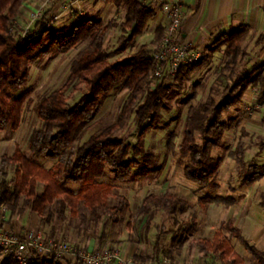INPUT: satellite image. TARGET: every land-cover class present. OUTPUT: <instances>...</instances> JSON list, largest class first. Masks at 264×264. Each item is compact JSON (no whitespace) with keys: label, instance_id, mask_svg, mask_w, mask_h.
Wrapping results in <instances>:
<instances>
[{"label":"trees","instance_id":"obj_1","mask_svg":"<svg viewBox=\"0 0 264 264\" xmlns=\"http://www.w3.org/2000/svg\"><path fill=\"white\" fill-rule=\"evenodd\" d=\"M23 1L0 0V132L6 129L16 131L20 126L28 94L13 98L12 92L26 86L30 65L45 58L64 55L81 43L87 45L72 62L66 83L36 103L34 113L41 127L28 137L29 156L17 147L10 156H0V205L12 215H22L27 209L38 216H42L49 206H56L54 210L58 219L65 220L64 209L68 208L69 216L74 218L79 215L81 204L95 220L107 217L97 240L99 248L106 240L107 226L129 209L127 200L113 194V187L100 179L109 172L114 182L124 184L154 179L162 170V166L157 165V158L144 149V137L157 124L161 112L171 111L169 98L172 85L158 81L153 75L155 63L149 58L151 52L147 45H141L123 61L109 62L111 57L123 53L136 37L143 34L146 25L155 16V10L141 0H95L125 10L121 29L129 33L113 51L106 52L103 43L109 31L117 26L114 19L104 24L99 17L78 18L69 26L53 29L43 26L44 15L23 38L14 30ZM164 30L163 27L155 29L150 46L160 41ZM251 33L249 26L240 25L218 35L206 46L196 64L181 67L175 75L176 85L182 87L186 78L210 63L213 54L223 55V64L219 69V75L227 80L222 90L223 99L211 97L207 102L188 108L178 146L173 132L166 136V151L174 153L177 146L183 178L193 185L209 190L218 188L212 178L222 163V157L213 155V151L220 146L224 133L234 127L232 118L222 119L223 113L237 108L250 88L257 89L256 104L264 105V64L242 74L250 58L243 45ZM261 42L262 36L258 35L254 46L259 47ZM76 81L84 85V93L78 102L70 105L65 93ZM118 86L129 94L116 122L77 144L84 128L99 113L102 101ZM129 114H133V121L140 128L138 140L132 147L123 138L115 136L127 122ZM146 120H149L148 124H145ZM261 125L264 128V115ZM256 146L258 154H264V135ZM130 150L132 158H128ZM246 151L247 146L239 139L228 157L240 169L247 167L242 183L249 186L264 178V163L247 165ZM39 159L54 164L46 169L37 162ZM9 167L14 169L11 182L6 180ZM38 185H42L40 192L37 191ZM66 185H75L77 189L72 191ZM197 203L200 208L209 204L230 206L234 199L205 195ZM261 204L264 206V197ZM188 205L187 200L177 194H149L142 201L138 214L146 218L144 227L147 230L157 210L161 209L166 216L175 218ZM194 225L171 238L173 250L168 252L169 255H181L186 233ZM164 233L162 228H158L150 257L134 255L132 259L159 264ZM232 239L243 246L256 264H264V251L246 240L231 221L216 230L211 238H197L192 245L200 254L212 256L219 264H244L231 245ZM0 264L18 263L11 257L4 258L0 251ZM26 264L60 263L56 259L34 258Z\"/></svg>","mask_w":264,"mask_h":264},{"label":"rangeland","instance_id":"obj_2","mask_svg":"<svg viewBox=\"0 0 264 264\" xmlns=\"http://www.w3.org/2000/svg\"><path fill=\"white\" fill-rule=\"evenodd\" d=\"M62 1L24 0L17 14L14 30L24 38L27 36V32L32 30L44 15L43 26L53 29L69 26L78 18L99 17L104 24L108 20L114 19L117 26L109 31L103 43L106 52L113 51L120 40L129 33L121 29L125 13L122 7L106 4L96 5V1L86 0L77 7L72 6L66 9L69 5L67 2ZM64 8L65 10H63ZM37 12L40 16L37 19H32V14ZM148 24L143 34L136 37L129 48L123 53L111 57L109 62L127 59L141 45H147L148 50H151L150 42L153 34ZM251 34L243 45L250 55L243 69L244 75L264 63V55L260 54L259 47L254 46L256 34ZM86 45L87 43H81L64 55L45 58L30 65L26 86L12 92L13 98H18L23 93L28 94L20 126L16 131L6 129L0 132V156H10L16 147L29 156L27 153L28 137L32 131L41 127V123L34 113L36 103L66 83L70 75L72 62ZM222 64V53H215L210 63L186 78L182 87L176 85L175 77L163 81L165 84L172 85V94L169 98L171 111L161 112L157 124L144 137V149L157 158V165L162 166V170L154 179L146 178L124 184L114 182L109 172L106 173L104 178L100 179L101 182L108 183L113 187V194L123 196L129 204V209L120 214L116 222H111L107 226V237L102 244L104 245L103 249L116 250L125 258H129L127 255L131 252L133 256L150 257L157 230L162 228L165 233L161 237L159 263L219 264L212 256L200 254L197 248L192 245V242L197 238H211L216 230L221 228L227 221H231L235 227L240 229L246 240L259 250L264 251V206L261 204V199L264 197V178L249 186L243 184L242 179L247 172V167L240 169L228 157V153L234 149L237 141L241 139L247 146L245 154L247 165L264 163V154H258L256 146L259 138L264 135V128L261 125L264 105L256 104V88L247 90V96L242 97L237 108H231L223 113L222 119L232 118L234 127L224 133L220 146L213 151V155L222 157V163L212 178L218 188L209 190L202 186L193 185L187 182L182 175V165L177 146L182 139L187 110L190 106L207 102L211 97H215L216 100L223 99L222 90L227 84V80L219 75ZM83 93L84 85L76 81L67 88L65 96L68 103L73 105L79 101ZM128 94V91L122 87H116L102 101L99 113L94 121L84 128L76 143L80 144L89 136L101 132L105 126L115 123L119 110L127 101ZM183 100H187V102L183 103ZM148 123L149 120H146L145 124ZM139 132L140 128L133 121V114H129L127 122L115 136L123 138L132 147L138 140ZM170 132L176 135L177 146L174 153H168L165 149L166 136ZM128 158H132L131 150ZM37 162L46 169L54 164L51 161L40 159ZM6 175V180L11 182L14 179V169L12 167L7 168ZM66 187L72 191L77 189L75 185H66ZM41 190L42 185H38L37 191L40 192ZM165 193L182 196L187 200L188 208L175 218L166 216L161 209L157 210L149 229L146 230L144 227L146 218H142L138 214L142 201L149 194L161 195ZM205 195L230 196L234 199V203L230 206L209 204L205 208H200L197 200ZM110 203H113V199H110ZM20 205L22 206L21 203ZM55 208L56 206H49L42 216H38L27 209L22 215H12L5 210L2 223L5 221L3 223L5 226L14 225L20 228L21 231L17 229L18 231L14 232L17 235H24L26 232L33 230L41 232L46 240L66 242L77 249L102 250H89V248L96 247L107 217L95 220L93 214L80 204L77 217H70L68 208H65L64 215L66 218L65 220H59ZM175 220L176 224L174 223ZM192 224L195 225L186 233V241L181 255H169L168 252L173 250L171 238L174 235H179L181 231L188 230ZM231 243L234 251L242 257L244 264H256L244 251L242 245L235 240H231ZM3 257L7 258L5 255Z\"/></svg>","mask_w":264,"mask_h":264},{"label":"built area","instance_id":"obj_3","mask_svg":"<svg viewBox=\"0 0 264 264\" xmlns=\"http://www.w3.org/2000/svg\"><path fill=\"white\" fill-rule=\"evenodd\" d=\"M161 12L167 18V24L160 41L150 50L149 58L155 63L153 75L159 81L171 80L181 67L196 64L201 53L192 44L182 41L181 5L178 1L164 3ZM40 14H32L37 19ZM5 207L0 205V251L18 264H26L34 258L56 259L61 264H152L125 258L116 250L102 249L87 251L77 249L66 242L46 240L41 232L30 230L17 235L2 223ZM162 264V263H159Z\"/></svg>","mask_w":264,"mask_h":264},{"label":"crops","instance_id":"obj_4","mask_svg":"<svg viewBox=\"0 0 264 264\" xmlns=\"http://www.w3.org/2000/svg\"><path fill=\"white\" fill-rule=\"evenodd\" d=\"M84 1L86 0H63L62 2H67V4L69 5L66 7L67 9L68 7H72V6L77 7L80 4H82ZM93 1L95 2V0ZM141 1L145 5L152 6L155 10L154 18L148 22L149 23L148 25L152 30V34L154 33L157 27H163L164 29L166 27L167 18L161 12L162 4L178 1L181 5V12L183 17L182 26L180 29V38L182 41L189 42L190 44H192L193 48L196 51L202 53L212 39H214L220 34L227 33L231 28L240 25H247L251 28L252 33L256 34V37L258 35L262 36V42L259 46V51L261 55H264V0H141ZM100 4L103 3L96 2V5H100ZM106 5H111V4H106ZM63 10H65V8ZM251 35L252 34H250V36ZM153 47L154 45L152 46V48ZM246 96H247V91L244 93L243 97ZM6 228L12 230L13 232L20 230V228H17L14 225L10 227L6 226ZM103 248L104 245H101L99 248H97L96 246L95 248H89V250L103 249ZM132 256H133L132 252L127 255V257L129 258H132Z\"/></svg>","mask_w":264,"mask_h":264}]
</instances>
